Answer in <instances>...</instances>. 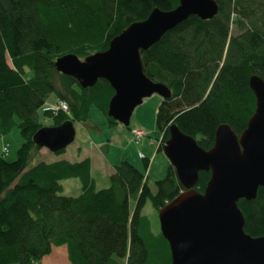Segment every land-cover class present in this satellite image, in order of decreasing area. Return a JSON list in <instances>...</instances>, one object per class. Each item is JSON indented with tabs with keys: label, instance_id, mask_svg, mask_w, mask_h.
<instances>
[{
	"label": "trees",
	"instance_id": "16d2710c",
	"mask_svg": "<svg viewBox=\"0 0 264 264\" xmlns=\"http://www.w3.org/2000/svg\"><path fill=\"white\" fill-rule=\"evenodd\" d=\"M214 1L218 10L212 18L191 15L141 52L146 76L171 92L156 109L160 148L175 124L208 150L220 124L239 136L254 112L248 80L257 75L264 81V0ZM178 4L0 0V137L14 128L20 135L15 159L0 155V264H41L60 247L67 264H171L167 241L142 212L146 202L158 211L184 190L170 164L154 182V192L147 177L150 159L140 156L142 169L120 160L108 186L98 189L89 158L47 162L33 136L66 121L86 125L92 108L108 127L118 124L107 116L113 90L106 80L81 88L58 72L54 62L64 54L83 60L104 51L132 22ZM52 100L64 102L69 114L46 110ZM70 178L80 181L76 196L61 194L60 181ZM209 178L210 172H198L194 188L202 193ZM237 205L244 231L263 236L264 188Z\"/></svg>",
	"mask_w": 264,
	"mask_h": 264
},
{
	"label": "water",
	"instance_id": "95a60500",
	"mask_svg": "<svg viewBox=\"0 0 264 264\" xmlns=\"http://www.w3.org/2000/svg\"><path fill=\"white\" fill-rule=\"evenodd\" d=\"M218 7L214 0H179L172 10L154 9L142 21L132 22L113 37L107 49L79 59L75 54L56 58L55 69L76 80L81 88L106 80L113 90L107 116L129 126L134 109L144 98L171 95L164 84L152 81L143 71L141 52L189 16L212 18ZM248 85L255 109L239 136L226 123L214 134L213 146L201 148L175 124L163 152L184 188L158 210L159 231L168 243L171 264H264V235L244 231L239 200H252L264 188V81L251 75ZM75 137L74 125L39 129L33 141L50 152L65 149ZM210 172L203 192L194 185L198 172Z\"/></svg>",
	"mask_w": 264,
	"mask_h": 264
},
{
	"label": "rangeland",
	"instance_id": "374dc122",
	"mask_svg": "<svg viewBox=\"0 0 264 264\" xmlns=\"http://www.w3.org/2000/svg\"><path fill=\"white\" fill-rule=\"evenodd\" d=\"M28 75H31V73L28 72ZM161 100V96L156 93L143 99L142 103L134 109L130 117L129 126L124 127L123 125H119L123 128V130L129 131L130 143L127 142V146L125 147L123 145L116 146V144H110V150L108 154V160L115 162V164H117L122 157L123 158L121 160L136 159L137 163L139 162L138 164H140V169H142V164L141 159L138 156V151L142 152L145 157L149 159L151 158L149 165L150 170L148 169L147 171V177L148 185L153 192L154 182L158 179H162L165 176L167 166L169 165V161L166 158L163 149L160 148L161 143L158 141L161 134L156 126V109ZM53 103L54 101L52 100L45 105ZM73 125L75 137L73 142H71L66 147L65 156L68 158L70 157L74 159V157H76V154L78 153V147L81 148V150L85 153L87 152L91 155L93 151L98 149L100 150L102 148L100 145L101 141L104 142L105 140L109 139L111 129L108 127L104 116L95 108L91 109L89 123L86 125L74 123ZM92 126H97L98 129H94ZM137 130L141 132L140 137L135 135ZM19 144L20 135L17 129L14 128L10 133L0 137V155L2 154L3 148L6 147L8 149V153L4 154L5 158L7 160H14ZM40 152L42 154V158L45 160L56 156L55 153L50 152L47 149H42ZM105 171L106 170L103 169L99 171L94 170L92 172V177H94L96 181V187L98 189L108 186V178H104L106 174ZM60 184L62 186V195L76 196L80 193V181L78 179H65L60 181ZM142 212L150 219L153 230L159 231L158 211L155 210V208L152 207L149 202H146ZM53 252H58V257L63 258L62 262L49 260L45 261L44 263L41 261V264H67L64 247L54 248Z\"/></svg>",
	"mask_w": 264,
	"mask_h": 264
},
{
	"label": "crops",
	"instance_id": "0c3cea01",
	"mask_svg": "<svg viewBox=\"0 0 264 264\" xmlns=\"http://www.w3.org/2000/svg\"><path fill=\"white\" fill-rule=\"evenodd\" d=\"M78 124H81V123H78ZM119 125H121V124L118 123V124H115V125L109 127L111 129L110 130L109 139L105 140L104 142L101 141L100 145L102 146V148L100 150L97 148L98 150L93 151L91 153V155H90V153H87V152L85 153L84 151L81 150V148L78 147L77 148L78 153L76 154V157H74V159H72L70 157L68 158V157L65 156L66 155L65 154L66 153V148H65L64 153H62L60 155H56V156H54L52 158H48V160H46V161L47 162H51V161H56V160H67V161H70V162H78V161H81L84 158H89L90 159V164H91V174H92V172L94 170H98L99 171V170L105 169L106 170L105 171L106 174H105L104 178H108L109 175L113 171V166L115 165V162H111V161L108 160L110 144L111 145L116 144V146H118V145L122 146L123 145L125 147V146H127V144H126L127 142L130 143V133H129V131L123 130V128L121 126H119ZM158 150H160V149H158ZM138 152L143 155L142 152H140V151H138ZM143 157H145V156L143 155ZM124 160L129 161L135 167L140 169V164H138L139 162L137 163L136 159H133L135 161H133L132 159H124ZM150 161H151V158H150ZM138 165H139V167H138ZM149 170H150V168H149ZM57 253L56 252H52L49 256H47V257H45L43 259V263L45 261H49V260L50 261H55V262H62L63 258L58 257Z\"/></svg>",
	"mask_w": 264,
	"mask_h": 264
},
{
	"label": "built area",
	"instance_id": "2783aa9c",
	"mask_svg": "<svg viewBox=\"0 0 264 264\" xmlns=\"http://www.w3.org/2000/svg\"><path fill=\"white\" fill-rule=\"evenodd\" d=\"M45 109L46 110H51V111L61 110V111L65 112L66 114H69V110H68L66 104L64 102H62V101H57V102H55L53 104L45 105ZM135 135L137 137H140L141 136V132L139 130H137ZM161 140H162V134H161L160 139H159L158 142L161 143ZM2 152L4 154H6L8 152V149L6 147H4ZM139 156L143 157V155L141 153H139Z\"/></svg>",
	"mask_w": 264,
	"mask_h": 264
},
{
	"label": "clouds",
	"instance_id": "9594fccd",
	"mask_svg": "<svg viewBox=\"0 0 264 264\" xmlns=\"http://www.w3.org/2000/svg\"><path fill=\"white\" fill-rule=\"evenodd\" d=\"M164 144V143H163Z\"/></svg>",
	"mask_w": 264,
	"mask_h": 264
}]
</instances>
